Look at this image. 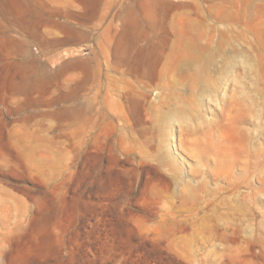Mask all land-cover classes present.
<instances>
[{
    "label": "rangeland",
    "instance_id": "374dc122",
    "mask_svg": "<svg viewBox=\"0 0 264 264\" xmlns=\"http://www.w3.org/2000/svg\"><path fill=\"white\" fill-rule=\"evenodd\" d=\"M0 264H264V0H0Z\"/></svg>",
    "mask_w": 264,
    "mask_h": 264
},
{
    "label": "bare ground",
    "instance_id": "6f19581e",
    "mask_svg": "<svg viewBox=\"0 0 264 264\" xmlns=\"http://www.w3.org/2000/svg\"><path fill=\"white\" fill-rule=\"evenodd\" d=\"M142 75H144V73Z\"/></svg>",
    "mask_w": 264,
    "mask_h": 264
}]
</instances>
